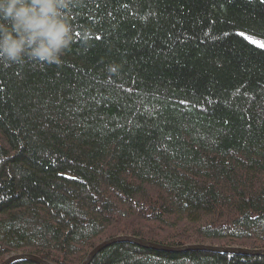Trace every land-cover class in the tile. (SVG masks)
Returning <instances> with one entry per match:
<instances>
[{
    "label": "trees",
    "instance_id": "1",
    "mask_svg": "<svg viewBox=\"0 0 264 264\" xmlns=\"http://www.w3.org/2000/svg\"><path fill=\"white\" fill-rule=\"evenodd\" d=\"M65 11L73 42L60 63L0 61V263L81 264L118 235L264 248V48L246 38L264 42V0ZM90 264L264 257L122 242Z\"/></svg>",
    "mask_w": 264,
    "mask_h": 264
},
{
    "label": "clouds",
    "instance_id": "2",
    "mask_svg": "<svg viewBox=\"0 0 264 264\" xmlns=\"http://www.w3.org/2000/svg\"><path fill=\"white\" fill-rule=\"evenodd\" d=\"M70 0H0V61L58 64L73 42ZM112 71L115 69H111Z\"/></svg>",
    "mask_w": 264,
    "mask_h": 264
},
{
    "label": "water",
    "instance_id": "3",
    "mask_svg": "<svg viewBox=\"0 0 264 264\" xmlns=\"http://www.w3.org/2000/svg\"><path fill=\"white\" fill-rule=\"evenodd\" d=\"M122 242L132 243L140 247L153 249L157 251H167L173 253L189 251V250H205V251H212V252L225 253V254L264 257V248H249L245 246H219V245H208V244H186L181 246H171V245L156 243L132 235H118L106 239L101 243H99L88 253V255L81 264H90L91 261L96 257V255H98L107 246ZM20 261H29L36 264H54L46 259L41 258L38 255L31 253L11 254L0 264H14Z\"/></svg>",
    "mask_w": 264,
    "mask_h": 264
},
{
    "label": "snow or ice",
    "instance_id": "4",
    "mask_svg": "<svg viewBox=\"0 0 264 264\" xmlns=\"http://www.w3.org/2000/svg\"><path fill=\"white\" fill-rule=\"evenodd\" d=\"M240 35L243 36L245 34L242 32V33H240ZM246 38L249 39L250 43L256 44L258 47L264 48V42L254 40L251 37H246ZM113 71H115V70H113Z\"/></svg>",
    "mask_w": 264,
    "mask_h": 264
}]
</instances>
